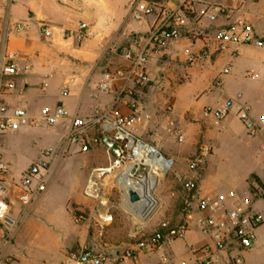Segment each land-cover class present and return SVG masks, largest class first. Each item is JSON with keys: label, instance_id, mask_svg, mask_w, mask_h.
I'll use <instances>...</instances> for the list:
<instances>
[{"label": "crops", "instance_id": "0c3cea01", "mask_svg": "<svg viewBox=\"0 0 264 264\" xmlns=\"http://www.w3.org/2000/svg\"><path fill=\"white\" fill-rule=\"evenodd\" d=\"M133 1L10 0L11 30L5 53L18 74L14 77L15 89L0 92V104L24 109L37 123L14 134L0 135V155L8 167L7 174L0 177L11 184L7 201L18 221L12 239L0 250V264H78L70 259L74 251L101 254L103 264L194 262L205 259L201 250L211 243L198 223L201 216L219 217L239 206L247 196L252 198L249 209L264 216V189L258 183L264 185V130L250 136L238 117L244 106L250 108L252 119L264 113V50L243 45L220 52L214 35L227 21H193L179 41L157 49L140 44L150 55L147 71L153 84L135 86L132 81L117 80L113 92L101 93L98 84L103 75L129 65L123 53L134 48L135 41L145 37L154 22V17L134 19ZM221 1L233 10L231 22L251 23L264 33V0L243 6ZM81 23L88 24L92 36L78 41L75 35ZM19 25L25 26L22 32L17 31ZM44 26L51 29L52 38L45 37ZM204 47L210 50V59L193 65L187 62L186 49ZM227 64L232 65V72L219 77ZM122 87L132 89L151 115V120L139 129V136H149L151 145L164 152L181 179L197 180L200 197L212 205L207 212L194 210L188 216L183 205L184 189L172 195L157 190L159 218L153 216L137 230L126 232L127 223L122 227L117 223L114 209L106 236L100 234L93 200L85 197L84 189L94 170L111 163V154L104 145L87 153L80 152L78 146L68 147V120L48 127L41 115L47 107L54 111L62 106L71 115L91 116L96 107L113 105L117 90ZM64 89L70 96L62 97ZM229 100L234 108L225 119L205 115L206 109H216ZM121 108L127 112L125 105ZM169 119L184 130V142L167 134ZM44 150H55L56 158L46 189L30 198L19 183ZM202 151L207 152L205 164L196 171L190 170V160ZM73 161L79 164L77 174L65 172ZM232 190L236 198L214 207L218 194ZM128 197L126 191H116L111 197L122 202L117 209L123 218H127L126 208H130ZM162 214L168 215L167 220ZM163 221L172 227L186 222L184 238L164 242L137 258L125 257L128 249L155 233ZM115 229L124 230L114 233ZM214 264H264V225L257 230L251 248L232 246L219 254Z\"/></svg>", "mask_w": 264, "mask_h": 264}, {"label": "built area", "instance_id": "2783aa9c", "mask_svg": "<svg viewBox=\"0 0 264 264\" xmlns=\"http://www.w3.org/2000/svg\"><path fill=\"white\" fill-rule=\"evenodd\" d=\"M258 1L230 0L239 6H243L247 2L257 3ZM131 6L136 21L154 17V22L149 33L145 37L138 38L134 43V48L123 53V58L129 65L126 68L117 69L114 73L108 72L103 75L98 84V91L101 93L113 92L117 80L132 81L135 86L153 84L154 80L147 71L150 55L146 47L140 48V44L144 42L147 46L151 45L157 49L179 41L193 21L205 20L209 24H215L219 18H224L227 21L216 29L214 35L217 49L220 52L228 50L231 46L240 47L243 45L264 50V33L258 32L255 25L251 23L231 22L233 10L221 0H134ZM24 28V25H19L17 31L22 32ZM44 35L46 38L53 37L49 27L44 26ZM91 36L92 32L88 24L81 23L75 38L78 41H83ZM211 55L207 47L200 50H185L186 60L191 65L203 63L210 59ZM232 70V65L227 64L219 77L231 73ZM2 74L6 79L5 90H14V77L18 74L15 64L8 62L4 66ZM47 86L44 84V87ZM68 96H70V92L64 89L62 97ZM122 105L126 106L127 112L122 110ZM233 108L234 103L229 100L216 109H206L204 113L215 119L223 120L229 116ZM238 117L244 123L250 136H256L264 130V113L257 119H252L250 108L244 106L240 109ZM41 120L48 127L55 126L59 120H68L69 127L66 136L68 147L78 146L80 152L87 153L93 147L104 145L111 154L110 166L94 170L84 189L85 197L93 200V211L98 219V227L103 228L110 225L113 221V206L109 201L110 191L106 178L112 175L118 184H123L121 180L125 179L126 169L129 167H131L129 177L133 180L139 181L147 176L148 166L141 148L151 145L141 140L139 129L151 120V115L146 112L135 97L132 89L122 87L117 90V98L113 105L107 108L96 107L91 116L71 115L62 106H59L54 111L49 107L45 108L42 111ZM36 123L37 121L31 119L24 109H11L0 104V135L17 133L21 128ZM166 132L179 143L184 142V130L174 119L167 121ZM158 155L161 158L162 155L159 152ZM206 157L207 152L198 153L190 160L189 169L198 170L205 164ZM55 158L56 154L51 150H44L41 152L39 161L24 173L19 184L28 191L30 198L46 189L47 177L51 172ZM143 169L147 170L144 176L140 175ZM7 172L8 167L0 155V175L3 176ZM10 187L11 184L0 177V250L5 243L12 239L18 226V221L12 216L7 201ZM183 189L185 192L184 211L188 216L194 210L203 214L211 209L210 201L200 197L196 179L185 181ZM128 190L129 188L125 187L123 191L128 192ZM236 196L237 194L233 190L225 194H218L214 207H218ZM138 202L132 203L129 200V204L133 206H138ZM251 202L252 198L247 196L241 200L239 206L219 217L201 216L198 223L203 232L211 238V243L201 250L205 254V259L194 262L182 261L181 264H214L215 258L222 252L228 251L232 246L243 249L251 248L256 241L257 230L264 225V216L249 209ZM82 218L81 216L80 219ZM187 228L186 222L179 227H172L169 222L163 221L155 233L141 238L128 249L125 252V257L137 258L143 251H152L164 242L184 238ZM70 259L78 264L104 263L101 254L97 255L90 251L71 252ZM238 261L240 262L241 259Z\"/></svg>", "mask_w": 264, "mask_h": 264}, {"label": "rangeland", "instance_id": "374dc122", "mask_svg": "<svg viewBox=\"0 0 264 264\" xmlns=\"http://www.w3.org/2000/svg\"><path fill=\"white\" fill-rule=\"evenodd\" d=\"M9 5H10V0H0V92L5 90L4 85H5L6 79L3 76L2 71H3L4 66L8 63V61L6 60L5 49H6L8 34L11 30V25L9 22L10 20L9 19L10 18ZM141 140L144 143H148V144L150 143L151 145V140L149 136L141 137ZM151 146L156 148L158 152L160 153V155L162 156L165 155L164 152L161 149L157 148L155 145H151ZM53 153L57 154L55 150L53 151ZM110 164L108 166H110ZM65 172L77 174L79 172V164L75 161L71 162L69 168ZM146 173H147V170L143 169L140 172V175L144 176ZM106 182L108 183V190L110 191L109 201L111 205H113L112 211L115 209L113 212L115 213L117 219L119 220L117 223H119L121 227L123 226V224L127 223L128 227L126 229L127 230L126 232H129L132 229L133 231L137 230L138 228H140V226H142V224L144 225L153 216L158 217L156 214L158 213V210L160 207L159 204H158L157 209L151 212L149 215L145 213L143 207L133 206L129 204L128 206L131 209L126 208L129 212L127 214L124 213L127 216V218L126 217L123 218V216L121 215L122 214L121 211L117 209V207H119L120 204H122V202H120L118 199H116V201H113L111 197L116 191L125 190V186L123 184H118L116 180H114V176L112 175L106 178ZM184 182L185 181L177 175L176 169L173 166V164H171L170 168L165 172L164 176L159 179V182L156 188V194H157V190H159L164 195H172L173 192H180L183 189ZM162 216L164 220H167L168 218L167 214H164V215L162 214ZM113 218H114V215H113ZM107 228H108L107 226L100 228V231H101L100 234L102 236H106ZM123 230L124 229H115L113 230V232L118 233V232H122ZM120 236L122 237L123 234L121 233ZM126 236H128L127 233H126ZM126 238L128 239L129 237H126ZM116 247H119V246H116Z\"/></svg>", "mask_w": 264, "mask_h": 264}, {"label": "bare ground", "instance_id": "6f19581e", "mask_svg": "<svg viewBox=\"0 0 264 264\" xmlns=\"http://www.w3.org/2000/svg\"><path fill=\"white\" fill-rule=\"evenodd\" d=\"M141 152L143 153L146 159V165L148 166L147 176L139 181L133 180L129 177L131 170V167H129L126 169L125 179L121 181L126 188L132 189L138 193L140 196L138 206H145V213L149 215L158 207L159 203L156 195V188L159 179L164 176L171 163L161 159L158 155V150L151 146L142 147Z\"/></svg>", "mask_w": 264, "mask_h": 264}, {"label": "water", "instance_id": "95a60500", "mask_svg": "<svg viewBox=\"0 0 264 264\" xmlns=\"http://www.w3.org/2000/svg\"><path fill=\"white\" fill-rule=\"evenodd\" d=\"M161 158H162L163 160H165V161L171 163V160L165 158L164 156H161ZM128 195H129V200H130V202H132V203H136V202L140 201V196H139L138 193L135 192L134 190L129 189V190H128ZM157 199H158V197H157ZM158 203H159V199H158ZM143 209H145V206L143 207Z\"/></svg>", "mask_w": 264, "mask_h": 264}, {"label": "trees", "instance_id": "16d2710c", "mask_svg": "<svg viewBox=\"0 0 264 264\" xmlns=\"http://www.w3.org/2000/svg\"><path fill=\"white\" fill-rule=\"evenodd\" d=\"M258 183H259V186L262 187V188L264 189V185L261 184L260 182H258Z\"/></svg>", "mask_w": 264, "mask_h": 264}]
</instances>
